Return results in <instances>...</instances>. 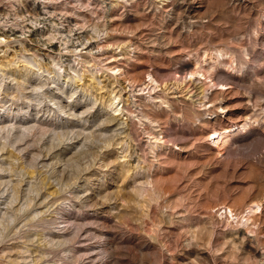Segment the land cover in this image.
<instances>
[{"label":"rangeland","instance_id":"1","mask_svg":"<svg viewBox=\"0 0 264 264\" xmlns=\"http://www.w3.org/2000/svg\"><path fill=\"white\" fill-rule=\"evenodd\" d=\"M157 1L0 0V264H264V0Z\"/></svg>","mask_w":264,"mask_h":264},{"label":"bare ground","instance_id":"2","mask_svg":"<svg viewBox=\"0 0 264 264\" xmlns=\"http://www.w3.org/2000/svg\"><path fill=\"white\" fill-rule=\"evenodd\" d=\"M128 2H131V0H116V3H122V4H127ZM145 2V1H144ZM148 2L150 3L151 2V4H156L158 1L157 0H148ZM114 3V2H113ZM136 3V2H135ZM141 3V2H140ZM138 4V3H137ZM133 5V4H132ZM153 5H151V7L149 6L148 8H151V10H154V7H153ZM160 7V6H159ZM164 7H166V6H164ZM172 7V6H171ZM135 8V7H134ZM136 8H137V10H136V12H140L141 10L143 11V12H145L148 8H146V5H144V6H141L140 8H139V4H138V6L136 5ZM141 9V10H140ZM155 9H156V7H155ZM150 10V9H149ZM163 10V9H162ZM170 10V9H169ZM157 11H158V8H157ZM156 11V12H157ZM166 11H168V9L166 8ZM158 13V12H157ZM169 13V12H168ZM171 13V12H170ZM135 14V13H134ZM139 14V13H138ZM149 14H150V12H149ZM160 14V13H159ZM154 15V14H153ZM134 16H136V15H134ZM165 17V16H164ZM169 17V16H168ZM171 17H172V15H171ZM140 18V17H139ZM144 18V17H143ZM160 18H161V15H160ZM115 19V18H114ZM162 19V18H161ZM153 20V19H152ZM164 23V22H163ZM119 24V23H118ZM162 25V24H161ZM164 25V24H163ZM121 26H122V24H121ZM169 26V25H168ZM161 28V27H160ZM165 29V28H164ZM164 31V30H163ZM135 32V31H134ZM161 32V31H160ZM131 34V33H130ZM130 34H127V35H130ZM134 34V33H133ZM162 34V33H161ZM167 35V34H166ZM134 36V35H133ZM146 36V35H145ZM149 36V35H148ZM137 37H138V35H137ZM166 37V36H165ZM150 38V37H149ZM149 38H147V39H149ZM162 38V37H161ZM164 38V37H163ZM136 39V38H135ZM140 39H142V38H140ZM166 39V38H165ZM160 40V39H159ZM145 41V40H144ZM160 41H162V40H160ZM168 41V40H167ZM131 42V41H130ZM158 43V42H157ZM149 44V43H148ZM153 44V43H152ZM168 45H170V44H168ZM130 46H133V49L135 50V52H136V54L138 53V54H140V53H142V48H140V47H138V45H136V44H131ZM129 46V47H130ZM145 46V45H144ZM155 46V45H154ZM153 49V48H152ZM90 52V51H89ZM89 52H87V53H89ZM151 52V51H150ZM157 52H158V50H157ZM91 53H92V51H91ZM91 53H89V54H91ZM160 53V52H159ZM150 54H152V53H150ZM155 55V54H154ZM196 55V54H195ZM128 56V55H127ZM136 56V55H135ZM142 58V57H141ZM194 59H196L195 57H193ZM197 58H199V55H197ZM112 59V58H111ZM116 59H117V57H116ZM144 59V58H143ZM122 60V59H121ZM199 60V59H198ZM126 62V61H125ZM163 62V61H162ZM138 63V62H137ZM140 63V62H139ZM124 64V63H123ZM136 64V63H135ZM144 64H145V62H144ZM167 64V63H166ZM200 66H202V65H200ZM204 66V65H203ZM108 68H109V70L110 71H112V72H114L115 74H117V78L118 79H120V81L122 82V83H125L126 81H129V80H131V78L132 77H129V74H128V71L126 70V69H124V66L123 65H120V64H117V63H110V64H108ZM202 68V67H201ZM130 69H132V68H130ZM164 69H167V68H164ZM176 69V68H175ZM187 67L186 68H182V70H180L179 69V71H176L177 73H179L180 75L179 76H176V75H171V76H173V79L174 78H176L177 77V79H188L187 77H188V74H190V80H189V82H195V81H199V82H201V83H203V79H202V77H201V75L200 74H198V72H199V70L197 71V67H196V69H195V67L192 69V71L190 72V73H188V71H187ZM203 69V68H202ZM133 70V69H132ZM169 70V69H168ZM203 71V70H202ZM202 71H200V72H202ZM137 72V71H136ZM199 72V73H200ZM140 73V72H139ZM138 73V74H139ZM145 73H147L146 71H145ZM169 73V72H168ZM172 73V72H171ZM175 73V71L172 73V74H174ZM137 74V73H136ZM136 74H134V75H136ZM176 74V73H175ZM202 74V73H201ZM114 75V74H113ZM147 75V74H146ZM205 75V74H204ZM130 76H132V75H130ZM176 76V77H175ZM134 77V76H133ZM136 77V76H135ZM147 78L149 77V79L148 80H146L145 81V83L147 84V87H150L151 89H153V90H155L156 88H158V87H161L162 89H165L166 88V86H167V83H168V81H169V78L167 79V80H164L157 72H155L154 70H149V72H148V75L146 76ZM142 78L144 79V77L142 76ZM166 78V77H165ZM172 79V78H171ZM135 81H137V80H135ZM140 81V80H139ZM141 81H143V80H141ZM140 81V82H141ZM174 81V80H173ZM131 82V81H130ZM133 82V81H132ZM131 82V83H132ZM172 82V81H171ZM180 82V81H179ZM127 83V82H126ZM136 83V82H135ZM134 83V84H135ZM174 83H175V81H174ZM181 83V82H180ZM182 83H183V81H182ZM139 84V83H138ZM172 84H173V82H172ZM175 84H177V83H175ZM120 85V84H119ZM118 85V86H119ZM128 85H129V83H128ZM140 85H141V83H140ZM134 86V85H133ZM145 86V85H144ZM121 87V86H120ZM119 87V88H120ZM130 87V86H129ZM127 88V87H126ZM132 89V88H131ZM138 89V88H137ZM136 89V90H137ZM146 89V88H145ZM189 89V88H188ZM224 89V88H223ZM230 89V88H229ZM115 90V89H114ZM117 90V89H116ZM125 90V89H124ZM142 90V89H141ZM179 90V89H178ZM191 90V89H190ZM216 90V89H215ZM219 90H221V89H219ZM152 91V90H151ZM194 91V90H193ZM222 91V90H221ZM224 91V90H223ZM228 91H230V90H228ZM227 91V92H228ZM113 92V91H112ZM119 92V91H118ZM121 92V91H120ZM134 92V91H133ZM153 92V91H152ZM177 92V91H176ZM180 92V91H179ZM203 93H204V91H202ZM207 92V91H206ZM210 92V91H209ZM227 92H225V93H227ZM164 93H166V92H164ZM175 93V92H174ZM224 93V92H223ZM230 93V92H229ZM115 94V93H114ZM121 94L122 93H120V98H121ZM116 95H118V94H116ZM204 95V94H203ZM213 95V94H212ZM197 96V95H196ZM223 96V95H222ZM159 97H161V96H159ZM211 93H210V95H209V93L207 94V96H206V98L208 99V101L207 102H211ZM118 98V97H117ZM119 98V99H120ZM214 98V97H213ZM163 99V98H162ZM191 99V98H190ZM193 99H194V97H193ZM202 99H203V97H202ZM122 100V99H121ZM173 100V99H172ZM189 100V99H188ZM203 101V100H202ZM124 102V101H123ZM134 102V101H133ZM158 102V101H157ZM176 102V101H175ZM201 102V101H200ZM207 102H204V104L203 105H206V103ZM221 102V101H220ZM142 103V102H141ZM193 103V102H192ZM192 103H190V104H192ZM195 104H196V102H194ZM193 103V104H194ZM213 103H214V101H213ZM188 104V103H187ZM137 105V104H136ZM143 105V104H142ZM141 104H140V107L142 106ZM138 106V105H137ZM123 107V106H122ZM126 107V106H125ZM151 107V106H150ZM155 107H156V105H155ZM154 106L153 107H151L150 109L151 110H153L152 108H155ZM224 108V107H223ZM201 109V108H200ZM142 110V109H141ZM157 110V109H156ZM155 110V111H156ZM208 110V109H207ZM143 111H147V112H144L143 113V116H144V118H147L148 120H149V122H157L158 121V119L156 118V116L154 115V114H150L149 112H148V110L146 109H144ZM134 112V111H133ZM160 112V111H159ZM158 112V113H159ZM130 113V112H129ZM157 113V112H156ZM204 113V112H203ZM142 114V113H141ZM155 117H154V116ZM209 115H211V116H209V117H207V121H210V120H212L213 119V115L211 114V113H209ZM134 116V115H133ZM133 118V117H132ZM143 118V119H144ZM115 120V119H114ZM146 120V119H145ZM160 121V120H159ZM164 123V122H163ZM153 124V123H152ZM164 125V124H163ZM245 126H239V128H244ZM152 129V128H151ZM173 131V130H172ZM232 131L234 132V130H231V128L229 127H227V128H225V129H223V130H213L211 133H209V132H207L205 135H208L209 134V136H208V138H206L207 139V141L209 142L208 144H209V147H210V149H211V152L210 153H212V155H214L215 153H219V152H216V150H217V147H218V144L219 143H224V142H226V140H227V138L232 134ZM171 132V131H170ZM148 134V133H147ZM167 134V133H166ZM175 134V133H174ZM177 136V135H176ZM165 137V136H164ZM171 137V136H170ZM173 137V136H172ZM204 137V136H203ZM158 138V137H157ZM167 139V138H166ZM165 139V140H166ZM169 139V138H168ZM172 140V139H171ZM164 141V140H163ZM167 141V140H166ZM173 141V140H172ZM176 142V141H175ZM167 143H168V141H167ZM212 143H215V145H213ZM165 144V143H164ZM170 144V143H169ZM221 144V145H222ZM171 145H173V144H171ZM175 145L176 146H179V150H182V145H180L179 143L177 144V143H175ZM220 146V145H219ZM178 152V151H177ZM222 153V152H221ZM224 155V154H223ZM218 156H219V154H218ZM215 157H217V156H215ZM215 159H217V158H215ZM256 204V203H255ZM253 205V204H252ZM255 206V205H254ZM256 206H257V204H256ZM258 208V207H257ZM256 209V208H255ZM225 213L227 214V213H231V214H234V210L229 206V207H225ZM235 215H236V213H235ZM234 216V215H233Z\"/></svg>","mask_w":264,"mask_h":264}]
</instances>
